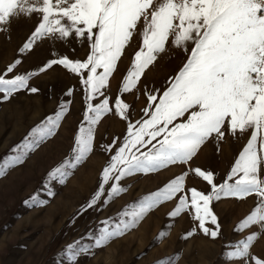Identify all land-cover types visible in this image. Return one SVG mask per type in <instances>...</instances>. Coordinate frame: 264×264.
<instances>
[{"label":"rangeland","instance_id":"obj_1","mask_svg":"<svg viewBox=\"0 0 264 264\" xmlns=\"http://www.w3.org/2000/svg\"><path fill=\"white\" fill-rule=\"evenodd\" d=\"M39 22V14L33 13L13 16L7 24L0 25V75L11 79L18 74L35 73L26 88L8 99H3L0 92V166L18 155L31 139V130L46 118H54L62 104L67 111L52 136L28 152L22 163L0 175V264H254L252 257L264 260V226L258 222L243 229L237 227L256 207L255 194L244 198L222 196L210 203L219 225L215 238L200 230L190 210L175 217L168 215L180 196H187L190 203L191 188L205 194L211 191V186L196 176L194 169L212 172L213 182L218 186L227 179L247 144L250 129L232 135L225 125L224 138L210 137L187 163L177 162L154 172L126 176L117 182L124 190L111 198L107 192L114 181H109L101 198L88 207L98 190L103 168L123 143L128 123L146 118L143 111L148 106L146 90L157 96L163 94L170 78L187 61L191 43L186 51L174 47L170 38L166 50L144 71L136 87L121 92L123 78L139 47V34H134L107 85L90 101L95 105L107 98L111 109L94 126L92 151L79 165L66 166L65 177H49L52 169L74 155V137L84 121L88 103L81 82V77L87 78V70L77 74L58 64L42 72L39 69L48 61L64 56L84 61L90 47L86 39L74 35L63 40L46 35L21 52ZM17 60L19 63L12 72H6ZM102 71L97 69L98 73ZM31 88L37 91L31 92ZM117 96L129 105L127 119L115 113ZM187 115L174 123L186 120ZM105 146L111 147L106 150ZM150 146L145 144L140 151L147 152ZM184 173L187 175L183 191L157 205L122 235L97 245L106 228L112 230L121 220L129 219L124 215L126 211H132L149 194ZM258 175L264 179V164ZM205 226L212 230L217 227L210 221ZM252 234L256 235L248 255L230 257L229 253Z\"/></svg>","mask_w":264,"mask_h":264},{"label":"snow or ice","instance_id":"obj_2","mask_svg":"<svg viewBox=\"0 0 264 264\" xmlns=\"http://www.w3.org/2000/svg\"><path fill=\"white\" fill-rule=\"evenodd\" d=\"M33 13L39 14L40 22L21 52L46 35L62 40L74 35L77 39H86L90 47L84 61L64 56L48 61L39 69L42 72L58 64L77 74L87 70V78L81 77V82L85 85L88 103L84 121L74 137V155L52 169L50 178L65 177L66 166L79 165L92 151L94 126L111 109L107 98L95 105L90 101L107 85L108 77L134 34H139V47L123 78L121 92L136 87L141 75L166 50L171 38L174 47L186 51L191 43V53L175 77L170 78L162 95L146 90L148 106L143 110L146 118L135 124L128 123L123 143L103 168L98 190L88 207L101 198L109 181H114L107 192L111 198L124 190L117 182L126 176L154 172L177 162L187 163L210 137L223 139V128L227 125L232 135L251 130L227 179L218 186L213 182L212 172L194 169L195 175L211 186V191L205 194L191 188L190 203L187 196H180L168 215L175 217L190 210L200 230L215 238L219 225L210 203L222 196L244 198L255 194L256 207L237 227L243 229L258 222L264 226V179L258 175L264 164V0H0V25L7 24L13 16ZM18 63L19 60L9 65L6 72H12ZM97 69L103 71L98 73ZM34 74H18L11 79L0 75L3 99L26 88ZM128 109L129 105L117 96L115 113L127 119ZM66 111V105L62 104L54 118L48 117L34 127L29 134L31 139L19 154L0 166V175L22 163L28 152L52 136ZM186 113V120L174 123ZM154 140L156 143H152ZM145 144L151 146L147 152H141ZM110 147L105 146L106 150ZM186 175L170 180L132 211H126L124 215L129 219L121 220L112 230L106 228L97 245L122 235L157 205L183 191ZM206 221L216 225V229L206 227ZM255 235H249L229 256L246 257ZM252 260L254 264H264V260L256 257Z\"/></svg>","mask_w":264,"mask_h":264}]
</instances>
